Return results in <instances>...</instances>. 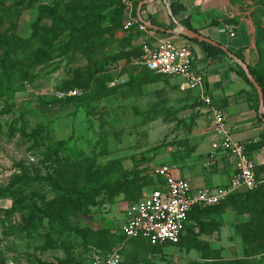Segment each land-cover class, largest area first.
Instances as JSON below:
<instances>
[{
  "label": "rangeland",
  "instance_id": "rangeland-1",
  "mask_svg": "<svg viewBox=\"0 0 264 264\" xmlns=\"http://www.w3.org/2000/svg\"><path fill=\"white\" fill-rule=\"evenodd\" d=\"M236 3L251 17L264 7V0ZM59 6L75 21L70 27L87 19L88 31L62 32L56 60L38 65L35 78L8 80L0 72V264H91L94 253L117 252L121 264H264L262 201L253 230L243 231L245 247L229 253L211 246L219 225L205 220L207 229L190 224L179 247L120 236L125 209L161 186L156 170L195 149L205 107L181 79L147 71L141 34L124 31L120 0H34L19 18L11 12L0 34L30 39L34 30H54L50 10ZM101 16L108 21L97 29ZM69 34L75 46L65 51ZM113 163L121 167L108 183L115 193L98 196L90 189L98 169ZM84 195L93 200L83 211L52 217L53 205Z\"/></svg>",
  "mask_w": 264,
  "mask_h": 264
},
{
  "label": "crops",
  "instance_id": "crops-1",
  "mask_svg": "<svg viewBox=\"0 0 264 264\" xmlns=\"http://www.w3.org/2000/svg\"><path fill=\"white\" fill-rule=\"evenodd\" d=\"M131 1L134 18L148 27L147 32L138 28L141 48L145 42L157 44L159 41L191 47L195 71L204 77L206 96L212 99L214 109L225 113L230 132L236 141L245 145L255 174L264 183V114L255 87L241 75L240 63L254 67L258 59L257 28L250 13L232 0ZM177 4L184 10L177 9L174 13L172 6ZM188 32L209 41L191 39ZM231 33L235 38H231ZM203 44H208L212 50ZM213 48L217 53H213ZM193 92L201 96L199 91ZM204 107L205 115L198 122L199 140L195 149L169 165L174 176L188 180L194 189L227 186L235 175V162L218 148L219 138L212 127V114ZM246 194V191L237 193V197L204 216L206 223L219 225V236L213 233L208 237L213 248L228 249L229 253V249L245 247L243 231L253 222L257 201L264 203V193L254 198H246Z\"/></svg>",
  "mask_w": 264,
  "mask_h": 264
},
{
  "label": "built area",
  "instance_id": "built-area-1",
  "mask_svg": "<svg viewBox=\"0 0 264 264\" xmlns=\"http://www.w3.org/2000/svg\"><path fill=\"white\" fill-rule=\"evenodd\" d=\"M122 4L128 17L124 31L138 26L140 31L147 32L148 27L133 16L132 1L122 0ZM231 38H235L234 33H231ZM142 61L148 71L183 79L189 90L199 91L202 103L212 114V127L219 138L218 148L235 162V175L231 182L218 188L194 189L188 180L174 176L170 167H162L156 170V176L164 184L126 209L120 233L127 239H143L152 246H176L185 234L192 209L219 206L237 193L255 191L264 183L257 179L245 145L236 141L230 132L225 113L214 109L212 99L206 96L204 77L195 71L191 47L170 41H159L157 44L145 42L142 45ZM71 96H77V93H71ZM91 264H121V256L118 252L107 258L95 254Z\"/></svg>",
  "mask_w": 264,
  "mask_h": 264
},
{
  "label": "trees",
  "instance_id": "trees-1",
  "mask_svg": "<svg viewBox=\"0 0 264 264\" xmlns=\"http://www.w3.org/2000/svg\"><path fill=\"white\" fill-rule=\"evenodd\" d=\"M33 1L34 0H0V26H2L5 23V20H9L10 18H12L14 13L11 14V12H17L16 15H18V16H16V15L15 16H16V18H19L20 10L24 11V9L28 7V4L29 5L33 4ZM11 2H12V5L8 6L7 4L11 3ZM232 2L235 5H237L236 0H232ZM120 5H121L122 12H124V6L122 4V0H120ZM54 7H52V8H54ZM177 9H180V11L184 10L178 4L172 6V10L174 13H176ZM50 12L51 13H50L49 17L55 19L54 20L55 24L53 26L54 30H46L43 32L34 30L33 35L30 39H23L22 37H20L17 34H12V35L0 34V72H2L4 74V76L7 77L8 80H11V79L23 80V76L25 77V79H27L28 77L35 78V75H34L35 68L38 65H42L44 62H48V61L53 60L55 53L58 52L53 48H54V44H56L57 47L59 48L60 36L62 37L61 33L63 32V35H64L66 32L74 30L72 27H70V25H71V23H73L75 21L72 19L69 20L70 12L67 8L65 9V8H62L61 6H59V7H57L56 10L51 9ZM252 18H253V20L256 18V21H257V24L255 22L254 23H255V26L257 28L256 47H257V52H258V59H257V62H256L254 67L248 66V68L250 70L251 75L255 78V80L261 86V88L264 92V24L261 22V20L264 19V7H263V11L257 10V12L254 15L252 14ZM95 19H97V17ZM107 21H108L107 17L101 16L95 21L96 25L92 23V25H90V26L95 25L96 28L99 29ZM86 23H87V19H84V21L81 22L82 27L78 30H74L75 35H77V37L84 35L86 33V31H88V25ZM135 30H138L137 26L132 28L129 31V33H131L132 31H135ZM70 35L71 34L68 35V41H67L68 45H67V47H65V51L69 49L68 46H70V49L72 48V46H75L74 45L75 44V38H73L75 36H74V34L71 36ZM6 36H8V37H6ZM57 43H59V44H57ZM83 45H85V43ZM203 45L205 48L211 49V47L208 44H203ZM213 51H214L213 53H217V51L215 49ZM141 52H142V48H141ZM238 58L241 59L240 56H238ZM54 59L56 60V57ZM148 72H150V71H148ZM150 73H152V72H150ZM152 74H154V73H152ZM241 75L252 86L250 80L248 79L247 75L245 74V72L243 70H241ZM91 81H92V79L89 80L88 86L84 87V90H88L89 84L91 83ZM17 91H20V90L17 89ZM254 91H255V94L258 96L256 90H254ZM199 100L202 103L200 97H199ZM109 167H117V165L113 163V164H111V166L99 167V169H98L99 180L95 183L93 188H92V186L90 187L91 190L97 189L96 195H98V196L103 195V194L113 195L115 193L112 191V185L110 186L108 183H110L111 181H114V179L116 178V176L114 175V170L117 171L119 168L121 171V167L114 168V169H111ZM160 180H162V179H160ZM23 182H24V180L21 177H17L13 182V186L14 187H20ZM163 184H164V181L162 180V185ZM127 188H128V186H127ZM158 188H155V189H158ZM263 193H264V186H261L255 191L247 192V194L244 196H246V198H254V197H257ZM81 194H84V192L82 191ZM70 196L72 197V195H70ZM235 197H237V195L232 196L227 202H225L219 206L204 207V208L195 207L194 209H192L191 213L189 214V220H188V223L186 225L185 234L181 240V243L179 245H176V246L179 247L183 243L188 231L190 233H192V230L190 229L191 228L190 224L192 222H195V223L197 222L196 226L198 225V228H200L203 225L204 227H202L201 230L207 229V224L201 223V222H203L204 216H206L208 214L209 215L212 214L213 211H211V210L213 208L221 207V206L225 205L226 203H228L229 201H231ZM91 200H93V196L84 195L80 198H76L75 200L72 199V201L66 200L65 203L60 204V205H53V207H52V211H53L52 215L53 216L52 217H54L56 214H58V212L61 214L64 213L68 208H72V210H74V212H73L74 214L78 213L79 209H80V211H83L85 206L87 207V206L91 205ZM138 202H134L132 204H136ZM75 208H76V210H75ZM253 220H254V218H253ZM251 225L252 224H250V226H249L250 229H252ZM120 236L126 240H129L125 236H123L121 233H120ZM130 241H144V242L148 243L150 246H152L148 241H145L143 239L130 240ZM165 246H173V245L152 246V247L163 248ZM95 254H98V255L105 257V258L113 255V254L103 255L101 253H94L93 255H95ZM93 255H92V257H93ZM92 257L90 258L91 260H92Z\"/></svg>",
  "mask_w": 264,
  "mask_h": 264
},
{
  "label": "water",
  "instance_id": "water-1",
  "mask_svg": "<svg viewBox=\"0 0 264 264\" xmlns=\"http://www.w3.org/2000/svg\"><path fill=\"white\" fill-rule=\"evenodd\" d=\"M191 39H197V40H200V41H209L199 35H196L194 33H186ZM241 63V66L245 72V74L247 75L248 79L250 80V82L252 83V85L255 87L258 95H259V98H260V108H261V111L262 113L264 114V92L261 88V86L257 83V81L255 80V78L251 75L250 73V70L248 68V66L243 63V62H240Z\"/></svg>",
  "mask_w": 264,
  "mask_h": 264
}]
</instances>
